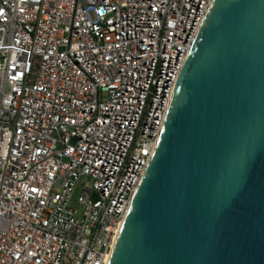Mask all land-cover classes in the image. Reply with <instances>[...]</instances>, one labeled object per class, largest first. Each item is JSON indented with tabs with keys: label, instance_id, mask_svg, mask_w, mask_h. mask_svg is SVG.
Here are the masks:
<instances>
[{
	"label": "built area",
	"instance_id": "built-area-1",
	"mask_svg": "<svg viewBox=\"0 0 264 264\" xmlns=\"http://www.w3.org/2000/svg\"><path fill=\"white\" fill-rule=\"evenodd\" d=\"M214 0H0V264H109Z\"/></svg>",
	"mask_w": 264,
	"mask_h": 264
},
{
	"label": "water",
	"instance_id": "water-1",
	"mask_svg": "<svg viewBox=\"0 0 264 264\" xmlns=\"http://www.w3.org/2000/svg\"><path fill=\"white\" fill-rule=\"evenodd\" d=\"M109 264H264V0H214Z\"/></svg>",
	"mask_w": 264,
	"mask_h": 264
}]
</instances>
